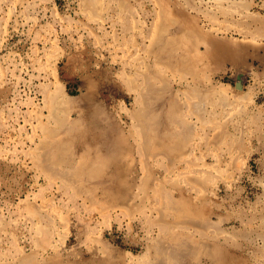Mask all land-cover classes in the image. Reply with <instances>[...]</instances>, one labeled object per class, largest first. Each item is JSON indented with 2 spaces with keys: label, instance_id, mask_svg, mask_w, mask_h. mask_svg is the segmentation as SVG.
I'll return each mask as SVG.
<instances>
[{
  "label": "rangeland",
  "instance_id": "obj_1",
  "mask_svg": "<svg viewBox=\"0 0 264 264\" xmlns=\"http://www.w3.org/2000/svg\"><path fill=\"white\" fill-rule=\"evenodd\" d=\"M0 264H264V0H0Z\"/></svg>",
  "mask_w": 264,
  "mask_h": 264
},
{
  "label": "water",
  "instance_id": "obj_2",
  "mask_svg": "<svg viewBox=\"0 0 264 264\" xmlns=\"http://www.w3.org/2000/svg\"><path fill=\"white\" fill-rule=\"evenodd\" d=\"M244 77H245V75L243 73H239L238 74L237 81H236V87L238 89H242L243 88Z\"/></svg>",
  "mask_w": 264,
  "mask_h": 264
},
{
  "label": "trees",
  "instance_id": "obj_3",
  "mask_svg": "<svg viewBox=\"0 0 264 264\" xmlns=\"http://www.w3.org/2000/svg\"><path fill=\"white\" fill-rule=\"evenodd\" d=\"M68 87H69V85H68Z\"/></svg>",
  "mask_w": 264,
  "mask_h": 264
}]
</instances>
